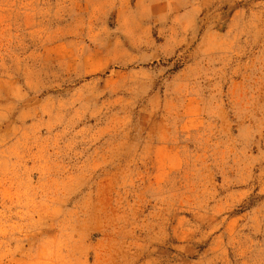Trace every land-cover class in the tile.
<instances>
[{"label":"rangeland","instance_id":"1","mask_svg":"<svg viewBox=\"0 0 264 264\" xmlns=\"http://www.w3.org/2000/svg\"><path fill=\"white\" fill-rule=\"evenodd\" d=\"M0 264H264V0H0Z\"/></svg>","mask_w":264,"mask_h":264}]
</instances>
